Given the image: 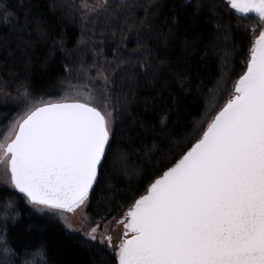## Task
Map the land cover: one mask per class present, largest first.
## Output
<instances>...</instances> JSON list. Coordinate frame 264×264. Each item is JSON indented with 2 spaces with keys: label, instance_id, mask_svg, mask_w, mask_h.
Segmentation results:
<instances>
[{
  "label": "trees",
  "instance_id": "16d2710c",
  "mask_svg": "<svg viewBox=\"0 0 264 264\" xmlns=\"http://www.w3.org/2000/svg\"><path fill=\"white\" fill-rule=\"evenodd\" d=\"M82 1L0 0V83L34 101L85 95L99 106L101 66L111 82L115 136L86 214L102 224L145 194L161 166L186 150L193 126L206 127L226 103L246 71L259 22L225 0H105L91 13ZM23 106L0 98V130ZM0 243V264H116L110 249L2 186Z\"/></svg>",
  "mask_w": 264,
  "mask_h": 264
},
{
  "label": "snow or ice",
  "instance_id": "6c2138e0",
  "mask_svg": "<svg viewBox=\"0 0 264 264\" xmlns=\"http://www.w3.org/2000/svg\"><path fill=\"white\" fill-rule=\"evenodd\" d=\"M227 2L259 22L246 71L207 126H193L186 150L161 166L117 221L119 244L98 236L99 225L86 233L115 247L118 264H264V0ZM111 115L87 101L26 103L10 130L14 139L0 144L11 186L54 215L86 206L104 178L115 136Z\"/></svg>",
  "mask_w": 264,
  "mask_h": 264
},
{
  "label": "rangeland",
  "instance_id": "374dc122",
  "mask_svg": "<svg viewBox=\"0 0 264 264\" xmlns=\"http://www.w3.org/2000/svg\"><path fill=\"white\" fill-rule=\"evenodd\" d=\"M225 1L227 2V0ZM104 2L105 0H85V1H82L81 6L82 8L87 9V11L91 13L92 11H95L96 9L101 8ZM100 67L98 68V71H97V78L101 81L100 86L102 88L104 98L102 102L99 103V106L97 107L102 109L106 113H111L112 114L111 120L114 121V114L108 102V93H109L111 82H109L104 71ZM26 95H27V100L25 99ZM0 98L10 103L16 102V101H22L24 103L21 114H19L16 117V119L7 126L6 129L0 130V144H4L6 146V144L9 143L14 138V134L10 130L15 127L17 121L22 119L24 110H25V104L27 103L29 105H34V104L40 103L41 101H34L33 99H31L28 92L24 89L16 93L10 94L5 90L4 85H2L1 83H0ZM83 98H86V99H79L78 101L89 102V100L87 99L85 95ZM69 101H65V102H69ZM9 177H10V174L8 172L7 159L6 157H0V186L12 189L13 187L11 186ZM87 204H88V201H87ZM87 204L86 206H83L80 209L76 210L74 213L65 212L62 215H54L51 211L47 209L36 207L31 204L30 206L34 211L38 213H44V212L49 213L50 215L55 217L67 231L78 234L86 241H89L87 239L86 233L89 232L92 227H96L97 225H99L97 235L98 236L100 235L111 236L112 244L118 245L120 242V239L123 237V226L119 224L117 221L123 219L124 213L128 209L117 218L106 221L102 224H97V223L94 224V223H91V221L88 218V215L86 214ZM101 246H104V245H101ZM105 247L110 249L114 254L117 251L115 247H108V246H105ZM116 264H118L117 259H116Z\"/></svg>",
  "mask_w": 264,
  "mask_h": 264
},
{
  "label": "water",
  "instance_id": "95a60500",
  "mask_svg": "<svg viewBox=\"0 0 264 264\" xmlns=\"http://www.w3.org/2000/svg\"><path fill=\"white\" fill-rule=\"evenodd\" d=\"M234 10V9H233ZM235 11V10H234ZM236 12V11H235ZM239 14V13H238ZM241 15V14H240ZM69 102H75V101H69ZM14 139V138H13ZM11 142V141H10ZM9 142V143H10ZM9 174H10V171L8 170ZM14 189V188H13ZM15 190V189H14ZM16 191V190H15ZM17 192V191H16ZM17 194H19L20 196H22V194H20L19 192H17ZM23 197V196H22ZM24 198V197H23ZM26 199V198H25ZM27 201V200H26ZM30 204V203H29Z\"/></svg>",
  "mask_w": 264,
  "mask_h": 264
}]
</instances>
